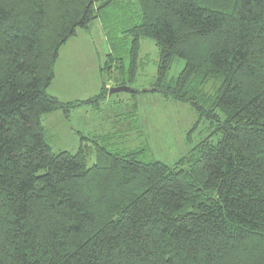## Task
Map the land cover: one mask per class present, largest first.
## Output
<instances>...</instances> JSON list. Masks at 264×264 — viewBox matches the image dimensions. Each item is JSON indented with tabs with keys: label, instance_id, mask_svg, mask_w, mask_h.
Returning <instances> with one entry per match:
<instances>
[{
	"label": "trees",
	"instance_id": "trees-1",
	"mask_svg": "<svg viewBox=\"0 0 264 264\" xmlns=\"http://www.w3.org/2000/svg\"><path fill=\"white\" fill-rule=\"evenodd\" d=\"M97 20L98 94L50 96L59 50ZM142 39L156 77L128 94L189 106L204 137L173 166L92 140L54 152L43 117L133 82ZM0 264H264V0H0Z\"/></svg>",
	"mask_w": 264,
	"mask_h": 264
},
{
	"label": "rangeland",
	"instance_id": "rangeland-1",
	"mask_svg": "<svg viewBox=\"0 0 264 264\" xmlns=\"http://www.w3.org/2000/svg\"><path fill=\"white\" fill-rule=\"evenodd\" d=\"M108 48L98 20L87 30L78 29L75 37L59 50L48 94L63 102L84 100L98 94L103 79L100 68L107 59ZM158 60L154 43L142 39L137 76L126 87L151 90L149 86L155 80ZM183 65L182 60L175 58L167 80H174ZM113 83L109 80L106 88ZM107 96L105 104L99 108L74 110L68 120L61 112L43 117L48 143L54 152L75 153L82 142L93 146L92 140L116 151L141 150L143 159L173 166L204 137L201 134L204 125L201 123L195 128L197 115L189 106L166 100L159 93L139 95L135 99L128 93ZM188 136L191 142L186 141ZM82 137L89 142H84ZM93 164L92 153L87 165Z\"/></svg>",
	"mask_w": 264,
	"mask_h": 264
},
{
	"label": "water",
	"instance_id": "water-1",
	"mask_svg": "<svg viewBox=\"0 0 264 264\" xmlns=\"http://www.w3.org/2000/svg\"><path fill=\"white\" fill-rule=\"evenodd\" d=\"M135 90L128 88L126 86H119L110 88L108 91V95L118 94V93H133Z\"/></svg>",
	"mask_w": 264,
	"mask_h": 264
},
{
	"label": "crops",
	"instance_id": "crops-1",
	"mask_svg": "<svg viewBox=\"0 0 264 264\" xmlns=\"http://www.w3.org/2000/svg\"><path fill=\"white\" fill-rule=\"evenodd\" d=\"M110 88H111V87H110ZM110 88H109V89H110Z\"/></svg>",
	"mask_w": 264,
	"mask_h": 264
}]
</instances>
